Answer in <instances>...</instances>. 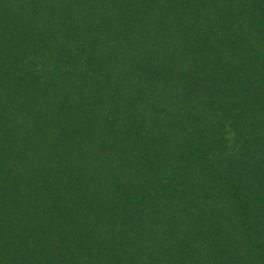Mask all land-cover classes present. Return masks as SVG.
<instances>
[{
  "label": "trees",
  "instance_id": "16d2710c",
  "mask_svg": "<svg viewBox=\"0 0 264 264\" xmlns=\"http://www.w3.org/2000/svg\"><path fill=\"white\" fill-rule=\"evenodd\" d=\"M0 264H264V0H0Z\"/></svg>",
  "mask_w": 264,
  "mask_h": 264
}]
</instances>
